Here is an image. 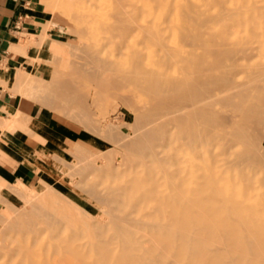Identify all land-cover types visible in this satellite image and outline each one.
<instances>
[{"label": "rangeland", "instance_id": "rangeland-1", "mask_svg": "<svg viewBox=\"0 0 264 264\" xmlns=\"http://www.w3.org/2000/svg\"><path fill=\"white\" fill-rule=\"evenodd\" d=\"M28 2L30 12L44 19V25L40 33L30 37L26 48L44 47L48 50V57L43 62L45 73L40 78L25 71L16 74L14 92L26 98L30 104H36L43 116L45 114L44 118L55 122L56 130L66 127L71 133L65 134L61 131L65 136L54 135V138L45 136L52 144L45 146L44 154L38 155L39 162L36 167L38 180L31 186L27 187L20 181L6 184L0 180V264L11 260L8 254L11 247L17 246L18 241L32 236L28 230L41 227L42 222L49 216H57L58 211L53 206L56 204L60 206V201L61 206L70 209V215L73 211L72 221L84 219L82 222L85 225L80 226H83L82 229L79 224L76 226L78 230L81 229L76 241L93 240L92 231L103 225L105 226L103 235L112 234L110 220L106 216L108 205L100 203L94 194L93 196L92 193L90 194L91 187L97 183L102 185V188L100 179L107 175L108 165L119 164V158L122 160L125 154L130 156L119 169L124 172L120 181L125 183L133 178L138 181L147 180L144 174L146 160L140 152L135 151V144L144 146L156 142L161 138L159 131L171 129L169 126L152 124L155 118L168 111L166 106L158 103L161 104L162 95L168 92V83L174 81L177 84H184L191 80L189 73L193 63L197 61L207 64L219 63L216 69L208 68L201 71L202 77L199 76L197 80L199 84L205 86L210 81V76L219 79L224 75L228 80L230 79V85L223 86L218 83L213 93L221 98L237 92L241 97L236 98L230 105L215 103L201 115V118L196 116L194 121L199 132L189 128H174L172 135L177 142L174 152L180 158L190 160H186L187 162H197V164L193 163L196 166L210 164L209 172L221 179L223 187L230 189L232 193L238 194L248 187L257 206L264 201V146L261 144L264 142V115H262L264 114V74L261 75L262 77H255L257 70L264 68V17L256 19L253 23L250 15L248 18L245 16L249 4L257 3L258 6H263L264 0H222L218 4H210L202 0H29ZM237 7L240 8L239 17L224 18L222 14L226 10ZM215 14L217 16L213 17ZM119 19L130 24L118 25L116 22ZM112 20L115 22L113 23ZM100 26H103L102 31ZM173 32L176 37L172 35ZM35 38L38 39L37 44ZM171 40L177 41L174 43ZM169 43H172V46ZM224 44L229 45L227 50L222 49ZM174 45L178 47L175 48ZM92 49L93 51L90 52ZM240 49L246 53V56L240 53ZM109 64L112 66L108 67ZM231 64L239 67L228 70L226 66ZM96 69L97 73H95ZM148 74H153V79L162 81L160 82L162 90L160 88L156 94L150 93V96L146 91L150 85L148 78H145L149 76ZM132 76L133 78L130 79ZM31 84L34 85L30 86ZM45 84L50 90L47 89L43 94L33 90L29 95V88L33 86L40 88ZM228 91L229 94L221 93ZM63 102L66 103L62 104ZM213 117L218 120L207 133L206 121ZM29 121L30 117L24 114H14L9 120H0V130L25 127ZM238 124L249 125L242 130L243 143L223 133L234 131L232 125ZM139 130L144 131L138 132ZM197 138L202 141L199 145L191 142ZM155 151L159 159L169 154V150L160 148ZM251 156L257 160L254 165L250 163L240 165V162ZM110 157L111 161H109ZM87 163L100 164L102 171L90 169ZM86 166H89V170L85 169ZM131 166L136 170V173L132 172L133 177L128 174ZM83 170L87 172L83 174ZM246 178L249 182L244 181ZM158 181L165 182L162 178ZM19 182L23 185H19ZM189 186L185 185L183 188ZM33 204L34 207L29 208ZM50 207L53 208L52 211L49 210ZM77 213L80 218L82 217L81 219L76 217ZM28 223L34 227L29 229ZM87 225L88 229L85 228ZM138 231H135L136 236L147 237L145 232ZM112 247L116 248V245Z\"/></svg>", "mask_w": 264, "mask_h": 264}, {"label": "bare ground", "instance_id": "bare-ground-1", "mask_svg": "<svg viewBox=\"0 0 264 264\" xmlns=\"http://www.w3.org/2000/svg\"><path fill=\"white\" fill-rule=\"evenodd\" d=\"M202 1L209 2L210 4H218L221 3L222 0H202ZM189 6L188 8L191 9L190 8L191 6L190 7ZM247 8H248L247 10L248 13L245 14V16L246 18H248V16L250 15L251 21L253 23L256 19L264 17V5L258 6L257 3H252L251 5L249 4ZM239 9L240 8L237 7L235 9L226 10L222 15L224 16L225 19L239 17L240 15ZM216 16H217L216 14L213 15V17ZM192 18L189 19L193 21ZM194 18H197V16L196 17L194 16ZM114 20H112L113 23L116 21ZM117 21L118 22L116 23H118V25L129 23L123 21L122 19L121 20L119 19ZM101 27L103 26H100V28ZM204 27L205 26H203V28ZM187 28L185 29L188 31ZM100 31H102V28ZM175 33L177 34V31H175ZM175 33L174 32L172 33V35L174 34L173 35L174 37H176ZM186 36L187 35H184V37ZM195 40L196 39L194 38V41ZM175 41L171 40V42L174 43ZM169 44L171 45L172 43ZM174 47L176 48L178 46L174 45ZM217 48L219 49L218 46ZM228 48L229 45L227 44H224L222 46L223 50H227ZM91 51H93V49L90 50V52ZM197 52L199 51L197 50ZM240 53L246 56V53L243 52L242 50ZM92 55H94V53ZM180 55L182 54L180 53ZM183 55L185 56V54ZM96 61L100 62L99 59H96ZM79 64L82 65V63ZM218 64L216 63L207 64L205 62H200V61L194 62L191 68V73H189L191 78L189 82L184 84H179V83L177 84L174 83V81H172L168 83L169 84L168 92L164 96L161 94L162 95L160 102L161 104L158 103V105L166 106L169 113H167L168 111H166L165 112L166 114L164 113L158 116L157 118L154 119L152 124L156 123L159 126H163V127L169 126L171 127V129L170 130L162 129V131H159V135H161L160 136L161 138L156 142H151L144 146H138L137 144H135V151L140 152L145 157L146 161L144 165L145 167L144 174L147 177V180L144 179L138 181V180H134L133 178L132 180L125 183L120 181V178H122L121 176H123L124 172H121V170L119 169L124 165V162L127 161V157L130 156V154L128 156H126L125 154L122 160L119 158L120 160L118 161V163L120 162L119 164L108 165L107 175L104 178L100 179L101 180L100 184H103L102 188H101L102 185L100 186L97 183H96L97 185L96 184L95 185L97 187L100 186L99 188H97L94 184L91 187L90 194L92 193V196L94 194L98 198L100 203H104V205L105 204L108 205L109 208L108 215H106L105 213L104 214L109 217L110 220L109 225L112 227V234L110 236L103 235L105 228V226L103 225V227L92 231L93 240H88V241L86 240L80 242L76 241L77 240L76 237L81 233L80 230L83 227L80 226L85 225L84 222H82V220L84 221V219H81L82 217L80 218L78 216L79 213H77L76 217L78 216V218H80L81 221L79 220L72 221V217H74L73 216L74 213H72L73 211L71 212L70 215V211H69L70 209L68 210L67 206L66 207L63 205L61 206L60 203L61 201L59 202L57 199L60 206H56L57 205L56 204L53 207L56 208L55 210L58 211L59 216L58 214L57 216L50 214L53 216H49V217L45 215L47 218L42 222L41 227L39 228H35L33 225L31 226V224L28 223L27 225L29 226L28 227L29 229L34 227V229L28 230L32 236H29L24 240L18 241L17 246L11 247L8 250V254L11 260L8 263H1V264H264V201H262V203H259V205L257 206V204L253 202V197L249 193L248 187H246L243 192H240L238 194L232 193L230 189L223 187L224 184H222L221 179H219L218 177H216L215 175L209 172L210 164L206 163L201 167L196 166L194 164H197V162L196 163L193 162L194 164L192 162H187L190 160L186 159L187 160L186 161L180 158V156H178V154L174 152V149L177 148V142L172 135V130L174 128H179V129L189 128L194 132L196 131L199 132V130L197 129L196 122L194 121V118L196 116H200L201 118V115L207 112L215 103L230 105L233 104V102H235L236 98L241 97V95L237 94V92L221 98H219L218 95L213 93V90L215 89L218 83H220L223 86L230 85L229 82L230 79L228 80V77L224 75L221 76L219 79H217L214 76H210V81L205 86L198 83L197 80L202 70L204 71V69H208V68L216 69L219 67ZM97 65L98 67H100L99 63ZM111 66L112 64H109L108 67ZM98 67L97 69H100ZM226 67L228 68V70H234L237 69L239 66L235 64H231V65H227ZM82 69L85 70L84 68ZM97 69L95 73H97ZM72 70H74V68ZM101 70H99V72ZM145 72L146 70L143 72L144 75ZM92 73L94 74V72ZM263 74H264V68H261L257 70L255 77H260ZM152 75L145 77L148 78L149 80L148 82L150 83L149 87L146 90L149 96L150 93L156 94V92L161 88L160 82H162L161 80L159 82L158 79L155 80L156 78L153 79ZM132 78L133 76L130 79ZM140 82H144V81H140ZM203 82L206 83V81L204 80ZM32 85L34 84H31L30 86ZM47 87H48L47 84H45L44 86L42 85V87L40 88L38 86L35 87L33 86L29 88L30 90L29 93L34 90L43 94L44 92H46L47 89H49ZM245 87H246L245 89H247V86ZM221 93L229 94V91L221 92ZM37 94L38 93H36V95ZM29 95H31V93ZM154 96L158 98L157 95ZM64 103L66 102H63L62 104ZM42 104L44 105V103ZM231 115L233 116V114ZM43 117H45V114ZM216 120L218 119L216 117H213V118H209L206 121L205 130L207 133H209L211 128H213V126L216 123ZM232 126L234 131L223 132L224 135L233 136L234 140L241 141L243 143L242 130L248 127L249 125L238 124ZM142 131L144 130L141 131L139 130L138 132H142ZM154 137L156 136L154 135ZM138 139L140 140V138ZM191 142L194 143L195 145H199L200 143H202L200 138H197L194 142L193 141ZM244 144H249V143H244ZM261 144L264 146V142H261ZM253 146H255V144ZM157 148H160L161 150H169V154L165 156L163 159L161 158L159 159L158 154L155 151ZM136 155L138 154H135V156ZM185 157L187 158V156ZM109 161H111V157ZM256 161L257 160L255 159V157L251 156V158L244 159L242 162H240V165L249 164V163L254 165ZM88 165H90V167L86 166L87 168L85 169L89 170L90 168L93 169L94 171H98V172L99 170L100 172L102 171L101 170L102 166H99L100 164L96 165V163L95 164L93 163ZM85 171L83 170V174ZM132 172L136 173V170L131 166L128 169V174L130 177H133L131 176ZM159 178L164 179L165 182L160 183L158 181ZM244 181L249 182L248 178H246ZM19 185H23V184L19 182ZM185 185H190V186L184 189L183 186ZM227 185L228 184H225V186ZM97 198L95 200L96 202H97ZM57 201L56 203H58ZM30 202L33 203L32 201ZM30 202L29 204H31ZM34 204L30 205L29 208H31V206L34 207ZM35 206H37V204H35ZM51 208L52 207L48 209L52 211L53 208L52 209ZM41 209L44 210V208L42 207ZM43 213L45 214V211ZM117 213L120 214L122 213L123 215L119 216ZM84 217L85 219H87L86 216ZM78 224L79 227L81 228L79 230L76 227ZM86 227L88 229V225L85 226V228ZM138 230H142L143 232H145L147 237H143L142 235L136 236L135 231ZM95 241H97V244L95 243ZM113 245H116V248H113L112 247Z\"/></svg>", "mask_w": 264, "mask_h": 264}, {"label": "crops", "instance_id": "crops-1", "mask_svg": "<svg viewBox=\"0 0 264 264\" xmlns=\"http://www.w3.org/2000/svg\"><path fill=\"white\" fill-rule=\"evenodd\" d=\"M28 1L0 0V120H9L14 114L30 117L25 127L0 130V180L6 184L20 181L27 187L38 180V155L52 144L45 136L71 133L66 127L56 130L55 122L44 118L36 104L14 92L16 74L25 71L40 78L48 57L44 47L26 48L30 37L40 33L44 25V19L30 12Z\"/></svg>", "mask_w": 264, "mask_h": 264}]
</instances>
